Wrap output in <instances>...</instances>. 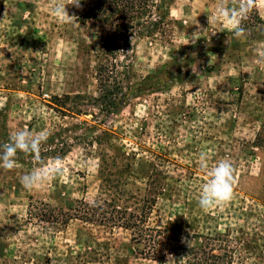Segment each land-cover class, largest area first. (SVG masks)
I'll use <instances>...</instances> for the list:
<instances>
[{"label":"rangeland","instance_id":"1","mask_svg":"<svg viewBox=\"0 0 264 264\" xmlns=\"http://www.w3.org/2000/svg\"><path fill=\"white\" fill-rule=\"evenodd\" d=\"M2 1L0 143L17 129L43 130L42 160L63 163L62 175L33 191L21 184L40 166L32 156L18 154L14 169H0V264H166L169 256L183 264V249L199 242L195 231L218 234L232 264H264V149L253 146L264 123V7L257 3L245 21L252 39L227 46L212 22L216 0H172L162 33L117 52L122 105L108 113L95 102L100 29L85 18L95 0L79 8L57 0L74 22L55 17L50 0ZM201 156L209 168L222 158L233 164L234 195L223 208L198 206L207 180ZM100 171L134 194L162 171L173 198L159 199L152 225L180 212L195 229L150 260L126 231L62 225L78 201L99 197Z\"/></svg>","mask_w":264,"mask_h":264},{"label":"trees","instance_id":"2","mask_svg":"<svg viewBox=\"0 0 264 264\" xmlns=\"http://www.w3.org/2000/svg\"><path fill=\"white\" fill-rule=\"evenodd\" d=\"M171 3L172 0H95L87 11L85 18L96 22L101 34V50L95 67L100 95L95 102L106 106L108 113L117 112L122 105V101H117L121 90L116 80L117 52L127 51L138 39L162 33L168 23ZM2 11L3 1L0 0V15ZM253 146L264 149V123ZM99 174V197L92 203L78 201L72 213L61 214L62 225L78 220L92 226L126 231L130 234V243L142 245L141 255L150 260L160 256L167 243H180L188 228L195 229L197 221L180 212L168 217L162 225H152L151 216L159 199L173 198V192L165 187L168 176L162 171L152 175L148 188L139 194L124 189L118 175L110 171ZM194 238L199 242L183 249V264L233 263L231 248L220 242L218 234L204 236L195 231Z\"/></svg>","mask_w":264,"mask_h":264},{"label":"clouds","instance_id":"3","mask_svg":"<svg viewBox=\"0 0 264 264\" xmlns=\"http://www.w3.org/2000/svg\"><path fill=\"white\" fill-rule=\"evenodd\" d=\"M80 3L81 0H74L71 6L79 8ZM257 3L264 7V0H216L212 22L217 23L221 28L220 32L226 34L225 45L229 46L235 42H247L252 39L254 29L244 25ZM66 6L69 5L57 3V0H50L49 3L52 14L61 21H78L77 16L69 15ZM224 25H227V29ZM261 31L264 32V29ZM192 55L195 56V53ZM261 57L264 58V51L261 52ZM47 138L48 133L43 130L33 133L27 129H17L11 132L7 142L0 143V169H14L18 163V154L32 156L39 162V167L21 177V184L27 191L39 189L53 181L58 175H62L61 157L56 156L52 158L51 164H45L40 156L41 146ZM200 168L206 173L207 180L200 188L197 201L199 208L207 212L228 205L234 195L235 170L233 164L228 159L222 158L215 166L209 168L206 158L201 156ZM182 242H184L183 238ZM169 259L175 262L169 256L166 264H169Z\"/></svg>","mask_w":264,"mask_h":264}]
</instances>
